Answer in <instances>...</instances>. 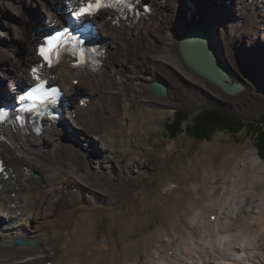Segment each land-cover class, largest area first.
Masks as SVG:
<instances>
[{"label":"bare ground","instance_id":"bare-ground-1","mask_svg":"<svg viewBox=\"0 0 264 264\" xmlns=\"http://www.w3.org/2000/svg\"><path fill=\"white\" fill-rule=\"evenodd\" d=\"M5 1L0 0V10ZM34 1L40 11L33 19L20 9L22 40L4 46L8 52L0 48L7 82L0 80V102L28 79L38 60V41L76 0ZM152 1L157 14L149 23L140 20L123 29L105 16L97 18L106 40L99 66L75 70L65 62L56 71V80L76 99L77 117H66L70 126L44 119L41 132L30 126L3 129L0 264H264V159L249 143L205 148L210 157H219L218 163H202L195 175L187 174L174 186L170 181L154 198L146 200L144 193L141 210L157 209L154 219L143 213L119 221L113 225L119 234L97 243L102 209H114L142 192L137 168L154 166L156 160L138 161L146 154L139 145L150 144L152 132L161 129L176 106L193 93L229 108L264 104V72L254 74L240 65L236 44L240 40L241 47V39L252 34L259 38L257 45H264V0H203L193 17L188 0ZM193 26L208 36L232 81L244 86L241 91L225 93L184 62L178 39ZM155 80L167 86L166 96L149 92ZM84 89L93 96L86 108L79 104ZM140 92L155 109L132 111L131 101L123 105L126 94L137 98ZM135 171L138 175L130 174ZM112 214L117 220V211ZM18 237L36 243L19 246Z\"/></svg>","mask_w":264,"mask_h":264},{"label":"rangeland","instance_id":"rangeland-1","mask_svg":"<svg viewBox=\"0 0 264 264\" xmlns=\"http://www.w3.org/2000/svg\"><path fill=\"white\" fill-rule=\"evenodd\" d=\"M198 1H200V3L202 2L201 4H203V0ZM225 1L226 0H218V2L222 4H224ZM25 2L26 1L24 0V2L22 1L21 4L17 0H6L4 2L3 10H0V15L2 14L1 23L5 25L3 26L0 24V46H2L0 48L4 52H8V48L6 49V47H4L7 46V44L13 45L14 43H18V41L22 40V35L19 29V25L21 24L20 20L22 18L20 15V9L23 10V12L28 13L30 15V19H33V16L40 11V3L38 6V3H36L34 0H29L27 3ZM227 13H229L228 10ZM253 29L252 31H254ZM258 42L259 38L257 35L252 34L241 39V47H239L240 40L236 42L240 65L249 71H252L254 74H257L258 72H264V45H257L259 44ZM253 43H255V45ZM124 44H126V42H124ZM252 45L253 47H251ZM115 55L116 57L119 56L118 53ZM2 64L3 59L0 58V80L3 79L4 83L6 84V79H4V76L2 75ZM178 79L179 78L176 77L174 78V81ZM171 85H173V82L170 84V86ZM83 92L92 95L88 89H84ZM149 92L153 93L150 89V84ZM142 93L143 92H140V95L137 98H130L128 94H126L127 96L124 97L123 105L131 101V103H133L132 111L138 107H151V109H155L152 103L147 102L141 96ZM145 93H148V91H145ZM192 95H190L189 101L187 103L183 102L176 106L169 114L168 118L162 120L161 129L152 132L150 141L148 140V142H150L149 145H139V150L144 148L146 154H142L138 161H142L143 158H148L147 164L150 163L151 159L156 160V163L151 167L144 165L143 167L137 168V170L140 172V179L138 182L142 188V192H140L137 197H132L131 195L127 196L126 200L116 205L114 209L113 207L109 208L108 210L106 208L102 209L97 225L99 234V241L97 243L99 246H101V240H104L105 237L110 236L109 238H111L114 234H119V229L113 226L118 224L119 221L124 222L125 219L136 216L141 218L143 213L150 214L151 220L154 219L153 215L157 214V209L154 208L152 211L145 209V212H142L141 205L146 198V200H148L162 193L166 184H168L170 181L171 186H174L187 174L195 175L197 171L196 169L202 163L206 164V167L207 165L210 166L214 162L218 163L219 157H210L204 151V149L210 147V145L215 143L220 146L238 145L244 147L247 143H249L257 150V152H260V148L258 146L259 142L256 138V134L249 132L247 127L243 128V130L238 133H233L230 130H216L211 134L210 138H197L190 136L188 133V125L194 121V118L202 110L210 107H217L231 115L241 118L246 123L252 122L262 125L264 124V122H261L264 121V104L258 109L246 107L244 110H242V108L237 105L236 107L232 106L229 108L218 102H214L203 97L198 98V96L194 93ZM180 110L188 111L189 116L183 122L182 131H180L177 135L172 136L169 128L174 122L176 112ZM174 142H176V148L173 151L168 152L169 145ZM102 144L103 143L101 141H97L96 147L98 145V149L100 147V149L103 150ZM152 147L155 149H151ZM125 159H129V156H127ZM125 159L121 160V162L126 163ZM204 172L205 168L200 171L199 176L201 179L202 176L205 175ZM130 174L138 175L137 171ZM144 193L146 194V198L143 196ZM77 201H74L75 203L73 202L72 204H78ZM67 203L68 201H63L62 205L65 206ZM114 210L117 211V220L114 218L113 214L109 215ZM33 240L36 241L35 239Z\"/></svg>","mask_w":264,"mask_h":264},{"label":"water","instance_id":"water-1","mask_svg":"<svg viewBox=\"0 0 264 264\" xmlns=\"http://www.w3.org/2000/svg\"><path fill=\"white\" fill-rule=\"evenodd\" d=\"M178 43L182 59L195 73L216 84L227 94H236L244 88L240 82L232 81L208 36L198 26L190 27L179 37ZM150 89L161 97L168 94L167 86L160 81H152ZM16 243L28 244L22 238L16 239Z\"/></svg>","mask_w":264,"mask_h":264},{"label":"trees","instance_id":"trees-1","mask_svg":"<svg viewBox=\"0 0 264 264\" xmlns=\"http://www.w3.org/2000/svg\"><path fill=\"white\" fill-rule=\"evenodd\" d=\"M189 112L180 110L176 112L174 122L170 125L169 131L172 136L182 131L183 122L188 118ZM264 118V114H263ZM264 122V121H261ZM247 127L249 132L255 133L260 148V156L264 158V124L244 122L241 118L231 115L217 107L205 108L188 125L190 136L197 138H210L216 130H230L238 133Z\"/></svg>","mask_w":264,"mask_h":264},{"label":"snow or ice","instance_id":"snow-or-ice-1","mask_svg":"<svg viewBox=\"0 0 264 264\" xmlns=\"http://www.w3.org/2000/svg\"><path fill=\"white\" fill-rule=\"evenodd\" d=\"M103 5L99 2V0H96L95 4H93L91 2V0H89V3L87 4V7H81L79 9V11L74 12L73 14L77 16V18H80V16L82 15H91L94 13V11L98 10L99 7H102ZM48 41V47H41L40 48V54L42 56H44V58L46 60L51 59V55L55 52H57L58 48H59V39L56 36H51L47 38ZM34 72L36 71L35 69L33 70ZM37 79H39V77H37ZM39 85L37 86V89L34 90L35 91H39ZM33 93H27L26 95L28 97H32ZM58 95V90L53 88L50 91H48L47 89L43 90L42 92V99L46 100V101H50V102H55V98ZM21 100L25 99V96H21L20 97ZM3 115V110L0 109V116Z\"/></svg>","mask_w":264,"mask_h":264}]
</instances>
